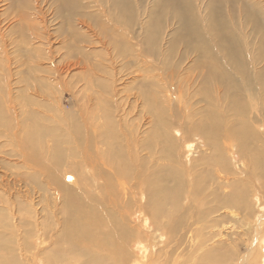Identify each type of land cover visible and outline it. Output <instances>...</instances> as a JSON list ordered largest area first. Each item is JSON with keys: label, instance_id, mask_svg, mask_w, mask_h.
I'll return each mask as SVG.
<instances>
[{"label": "bare ground", "instance_id": "bare-ground-1", "mask_svg": "<svg viewBox=\"0 0 264 264\" xmlns=\"http://www.w3.org/2000/svg\"><path fill=\"white\" fill-rule=\"evenodd\" d=\"M245 1L246 4L243 6L244 23L252 22L253 32L259 38L256 53L249 51L243 37L236 29H233L235 23L225 16V4L234 5L235 0H207L203 4L202 12L201 5L195 9L192 0H151L142 13H139V7L144 4V0H135V3L131 0H113V6L117 10L118 22L127 26L139 23L141 42L150 56H159L162 53L154 47L155 42L159 39L158 31H160L161 24L171 23L175 25L174 30L168 33L170 48L167 49V52L169 51L174 55L177 44L181 43L183 45V52L179 58L183 60V63L185 60V63L180 73L183 76L179 78V75L177 76V83L179 84L177 87L179 89L182 87L183 91L188 89L190 87L189 81L193 79L192 71H195L193 69L197 70V67H200L203 73V79H201L203 82L201 83L202 86L194 93L198 92V95L206 101H204L206 105L213 106V108L210 106L211 108L203 113V119L198 120V122H191L189 130L202 135L205 140L203 142H205L207 148L211 149V152L203 153L201 150L199 153L198 160L206 165L201 169L196 166L188 169L185 160L181 165L183 169L181 167H169L161 173L155 165L157 170L152 168L153 160L156 159L158 153L163 151L164 148L172 149L175 139L167 132L168 126L173 123L170 119L164 118L165 112L163 113V111L166 110L159 109L156 96L147 89L142 94L143 97H140L142 103L146 105L140 118L143 120V125L148 124L149 126L150 117H153V125L149 128V134L143 138L142 144H138L135 139H137L136 135L143 125H138V122L131 123L129 125L132 127L126 126L128 132L126 134L122 133L121 128L126 125V121L121 119L117 125L112 121V118L116 115L115 113L112 114L113 112L111 113L110 109L108 111L106 109V113L102 117L103 127L100 133L95 134L94 137L82 135L80 132H77L74 136H63V133H58L49 128L50 131L48 128H44L45 126L41 127L31 118L33 122L30 125L26 124L27 129L24 133L21 132L22 135L19 133L21 136L19 135L18 142L23 152H16V154L20 157L23 155V157L21 160L18 159L17 165L21 164L23 166L25 160H28L31 163L36 162L41 169L46 171L47 181L44 180V190L46 189L48 196L44 199L46 201L51 199L53 203L50 215H45L47 219L51 218L52 221L53 208L55 202H58L59 191L60 196L65 193V199L59 207L61 217L53 236L49 238V230L39 232L40 244L49 239L47 243L50 244V248L35 251L29 257L28 262L29 260L30 262L28 264L130 263L131 259H128L126 250L131 245L133 228L129 224H125L126 220L121 221V216L117 214L119 211L115 210L114 207L127 206L126 200L128 199H125V197L128 193L131 194L135 191L141 198V208L144 209V216H146L145 224L150 226L153 223L155 226L151 228L155 233L154 238L157 239L156 243L152 242L156 245V249L152 251L153 246L151 244L149 246L144 245V241H142L143 247L142 245L140 247L141 254L147 251L144 255L147 258H142L147 263L150 255L151 258L154 255V257H162L164 264H173L174 261H176L175 264H264V252L260 250L261 243H264V225L262 227L264 209L258 210L259 213H253L249 203V197L255 195L258 198L257 209H260L261 205L264 206V201H261L264 195L260 193L264 192L262 191V189L264 190V141L262 145L258 146L252 143V140L261 142L264 138H261V134L258 135L259 128L257 132L250 128L246 117L248 107L245 105L246 100L256 99L254 98V95H256L259 100V109L258 107L255 108L259 110L256 120L262 119V114H264V77H261V69L255 70V75L250 76L248 67L254 55H262L264 50L263 19L258 13L261 11L262 6L264 7V0ZM76 2L77 0H64L62 4H65L72 13L76 8ZM21 3L23 6L27 5L25 0H22ZM141 15L144 16L141 17ZM145 58H149V56ZM169 61L170 59L163 63L162 67L170 70L171 74L174 75L176 66ZM104 88L107 87L104 86ZM185 97L187 96L185 95ZM219 102L223 103L222 106L225 107L223 109L227 110L228 113L230 112L231 116L229 118L232 117V113L236 114L235 117L237 115H242V117L236 123L228 124L225 112L219 111ZM119 108L122 111L121 114L127 109L125 105H121ZM128 111L131 112V108ZM149 112L150 117L147 114ZM135 119L137 118L135 117ZM9 123V119L7 120L2 113L0 104V129L7 128ZM71 126L74 131H77L76 126L78 125ZM45 133L53 135L54 147L51 155L50 153L46 154L49 159L43 163L44 150L41 140ZM64 138L66 141L78 140L77 144L79 143L80 147H83H81L83 150L79 149L78 151L82 155L83 163L89 168L95 169L97 166L95 163L97 162L94 161L110 167V174L105 172V176H101L95 182V187L97 186L99 191L102 188L109 190L101 191L100 198L91 195L85 197L84 193L79 194L81 184L91 188L90 177L96 179L94 173L88 167H86L88 174L85 175L81 173L79 164L74 165L71 170L65 172L56 170L61 164L62 149L59 144ZM221 138H227V150L229 152L235 148L231 154L235 155L234 152H236L237 157H246V160L244 158L243 161L240 159L242 161L241 167L245 172L247 167L252 166V170L256 172L255 175H252L255 181L252 183L249 179V183L247 181L243 184L233 182L230 185V192L223 190L222 193H217L216 190L220 186H215L209 192L207 190L209 186L206 182L212 178L214 168L213 170L210 169L213 166H217L215 168L217 171L227 168L226 162L230 160L225 155L226 149L220 143ZM155 141L160 143L159 148L156 146ZM98 143L101 146L98 147ZM135 148L138 152L146 150L145 154L149 155L150 162L145 161L144 158H137ZM156 148L157 151H155ZM174 151L168 155V158L173 162L175 161ZM253 151L258 153L255 155L256 157L252 154ZM69 153L73 154L71 150ZM191 160H189V163H192ZM16 161L13 166H15ZM13 173L18 179L9 181L6 177L0 176V264H18L17 259L23 258L20 256L21 253L15 251L16 248L22 250L27 247L25 252L30 248L32 249L30 242H27L25 237L36 241V237L31 233L32 231L16 232L15 234V231H17L14 229L15 221L11 219V216H14V210L11 207L9 209L8 196L13 195L15 200L16 195H20L22 187L28 186V182L23 174L18 173V169L13 170ZM247 173L245 176H248ZM31 176L29 180L33 186L27 188L22 199L24 200V197L28 195V198L33 199L29 200L30 205L34 203L40 205V201L36 200L37 197H34L33 193V188L37 183L36 178L34 175ZM65 177L70 179V185L76 187L72 188L66 185ZM225 178V176H220L222 181ZM124 181L130 184L127 183L129 185L128 190ZM113 196L115 198H112ZM43 207L44 205H40L41 210ZM223 208L225 210L219 212ZM20 209H24V204L21 205ZM36 210L34 209V211ZM238 210L244 211V214L237 213ZM217 212L219 214L213 215ZM255 213L258 214L256 219ZM228 219H230L229 223H226ZM17 221V223H21L23 220L19 219ZM26 225L28 224L26 223ZM39 226H41L40 223ZM258 239L261 240L260 244H256ZM161 241H164L163 244L158 246ZM164 244L165 247H163ZM242 245L244 251H241ZM7 246L10 249H7ZM33 250H31L32 253ZM129 253L131 254V252ZM167 261L171 263H167ZM138 264L141 263L138 261Z\"/></svg>", "mask_w": 264, "mask_h": 264}, {"label": "rangeland", "instance_id": "rangeland-1", "mask_svg": "<svg viewBox=\"0 0 264 264\" xmlns=\"http://www.w3.org/2000/svg\"><path fill=\"white\" fill-rule=\"evenodd\" d=\"M21 1L22 0H0V104L2 113L10 122L7 128L0 129V176H4L9 181H13L18 179L15 177L13 170L18 169V173L20 175L23 174L28 182V186L22 187L20 195H16L15 200L13 195L8 196L9 209L11 207L14 210V216H11V219L15 221L14 229L17 230L15 234L16 232L19 233L23 231V233H25V231H32L31 233L36 237V241L25 237L27 242H30V246H32V249L30 246L29 248L31 250L34 249L33 253L30 249L25 252L27 247L22 250H20V248H16L17 250H15L21 253L20 256L23 258L17 259V261H19L18 264H28L30 262V260L28 262L29 257L33 255L35 251H39L40 249L47 250L50 248V244L47 243L49 239L46 240L45 243L40 244L39 232L41 230H49V238L53 236L55 230H57L58 220L61 217L59 207L63 199H65V193L60 196L61 193L59 191L57 197L58 202H55L53 208L55 216L53 215L52 221L51 218L47 219L45 215H50L49 213L53 203L51 199L48 201L45 200V197L48 196L46 189L44 190V180L47 181L46 171L41 169L36 162L31 163L28 160H25L23 166H21V164L17 165L18 159L21 160L23 157V155L20 157L16 154V152H23L18 140L27 129V125L33 122L31 118L41 127L45 126L44 128H48V130L53 129L58 133H63V136H74L77 132H80L82 135L94 137L95 134L100 133L103 127L102 117L105 115L106 109L107 111L110 109L109 111L116 115L112 118L113 122L118 125L121 119L126 121V125H123L121 128L122 133L124 132L126 134L128 132L126 128L127 125L132 127L129 124L137 122L138 125H143V120L140 118V115L144 113L146 105L142 103L143 101L140 97H143L142 94L146 89L150 90L158 100L157 105L160 107L159 109L167 111H163V113L165 112L164 118L170 119L173 123L168 126L167 132L175 139L174 147L172 149L164 148L163 151L158 153L156 159L153 160L152 168L157 170V168H155L156 166L161 173H163L165 169L169 167H181L183 169L181 165L184 160L188 169L193 168V166L200 169L206 166L205 163L198 160L199 153L201 150L203 153H210L211 149L207 148L205 142H203L205 140L202 135L190 131L189 126H191V122L194 123L203 119V113L209 108H213V106L210 105V107L206 105V101L198 95V92L194 93L195 90H198L199 87L202 86L201 83L203 82L201 80L203 79V73L200 67H197V70L193 69L195 71H192L193 79L190 78V87H188V89L183 91L182 87L180 89L177 87V85H179L177 83V76L179 75L178 78L183 76V74L180 73L182 72L185 60L183 63V60L179 58L183 52V45L181 43L177 44L174 55L169 51L167 52V49L170 48L168 33L174 30L175 25L171 23L167 25L164 23L163 25L161 24L160 31H158L159 39L155 42L154 47L162 53L159 56H150L144 44L141 42V27L139 23L127 26L118 22L117 10L113 6V0H77L76 8L72 13L65 4H62L64 0H25L27 3L26 6H23ZM131 1L135 3V0ZM206 1L207 0H192V3L195 9L201 5L202 12L203 4ZM150 2L151 0H144V4L139 7V13H142ZM245 4V0H235L234 5L226 3L224 6V13L229 20L235 23L233 24V29H236L243 37L248 45L249 51L256 53L259 38L256 33L253 32L252 22L244 23L243 6H245ZM263 12L264 7L262 6L261 11L258 13L261 19H263L262 24L264 27ZM143 16L144 15H141V17ZM148 56L149 58H145ZM168 59H170L169 62H172L171 64L176 66V73H174V75L171 74L170 70L162 67L163 63H166ZM258 69H261V77L263 78L264 50L262 55L255 54L254 58L249 62V75L254 76L255 70ZM104 86L107 88H104ZM183 92H185V94H183ZM250 92L252 93L251 90ZM185 95L187 97H185ZM254 98L256 99L246 100L245 105L248 107L246 117L250 128L256 132L259 128V132L257 133L258 135H262L261 138H264V114H262L261 120H256L259 110L255 108L258 107L259 109V100L256 95H254ZM121 105L127 107L123 114H121L122 111L119 108ZM222 105L223 103L219 102V111L225 112L226 119L228 118V124L236 123L238 119L242 117V115H237L235 117L236 114L232 113V117L234 118H229V116H231L230 112L228 113L227 110L223 109L225 107ZM129 108H131V112L128 111ZM147 114L150 117V112ZM135 117L137 119H135ZM150 119V125H143L136 135L137 139L135 140L138 144H142L143 138L149 134V128L153 125V117H150ZM67 123L70 127L67 126ZM71 125H78L76 126L77 131H74ZM16 136H18L17 139ZM221 139L220 143L223 145L224 149H226L225 155L230 160L226 162L227 168L222 167L223 169L217 171L215 170L217 166H213L212 169H210L213 170L214 168L212 178L206 182L207 186H209L207 190L210 192L215 186H220L218 190H216L217 193H222L223 190L230 192V185L233 182H240L243 184V182H247L250 179L253 183L255 179L252 175L256 174V172L252 170L253 167L249 166L246 168L248 171L245 170V172H248V176H245L246 173L243 167H241L243 158L246 160V157H237L236 152H234L235 155L231 154L235 148L229 152V150H227V138ZM64 140L65 138L61 140L59 144L62 149L63 159L61 158L60 167L56 170L65 172L71 170L74 165L76 166L79 164L81 173L84 175L88 174L86 168L88 166L83 163L82 155L80 151H78L79 149L83 150V147L81 146V148L79 143L77 144L78 140ZM41 141L44 150L42 161L45 163L44 161L49 159L47 155L49 153L51 155L53 151V135L51 136V134L45 133ZM263 141L264 139L261 142L252 140V143L258 146L262 145ZM155 144L158 148L160 147V143L157 141H155ZM77 145L79 147H76ZM97 146L99 147L101 145L98 143ZM50 150L51 152H49ZM70 150L73 154L69 153ZM155 151H157V148ZM173 151L175 152V155L173 154V157L175 156L174 162L168 158V155ZM140 152L136 149L137 158H144L145 161L148 160L150 162V158L148 159L149 155L145 154L146 150ZM252 154L255 156L258 153H254L253 151ZM190 159H192V163H189ZM15 161V166H13ZM94 162H97L95 163L97 164L95 169L88 168L94 173L96 179L90 177V183H92L91 188L81 184L79 194L84 193L85 197L91 195L100 198L99 195H101V191L109 190L102 188L99 191L97 186L95 187V182L97 179L99 180L101 176H105V172L110 174L111 170L107 165H103L98 161ZM62 168L63 170H61ZM30 174L34 175L36 178L37 183H35L33 193L34 197H37V199H35L40 201V205H44L42 208L44 212L41 210L40 205H35L36 203L33 205L29 204V200L31 201L33 199L28 198V195L24 197V200L22 199L27 188L29 189L33 186L30 184L29 177H32ZM220 176L226 177L224 181L220 179ZM238 177L239 179H237ZM64 180L65 184L69 185V187H76L70 185V179L67 177H65ZM125 182L126 181H124V183ZM127 183L128 182L125 184ZM128 184L125 185L127 190L130 185ZM251 190L253 191L252 188ZM262 191L264 190L262 189ZM260 193L264 195V192ZM128 195L125 197V199H128L126 200L127 206L122 207L119 205V208L116 206L114 207L115 210L119 211L117 214L121 216V221L126 220L125 224H129L133 228L131 245L128 246L126 250L128 259H131V262L128 264H138V261L141 264H153L155 262V264H164V259L162 257H154V255L152 258L150 255L148 263L143 260L147 258L144 256L147 251L141 254L142 250L140 251V247L143 243L142 241H144V245L146 244L149 246V244H151L153 246L152 251L156 249L154 243H156L157 239L154 238L155 233L151 228L154 224L151 222L152 224L148 226L144 222L146 216H144V209L141 208L140 195L136 191L131 194L128 193ZM256 197L255 195L249 197V203L253 213H259L258 210L261 211V209H264L263 205H261L260 209H257L258 198ZM40 198L41 200H39ZM112 198L115 197L113 196ZM262 198L261 201H264V196ZM22 204H24V209H20ZM46 205L48 206L45 208ZM34 209L37 210L34 211ZM46 210L48 211L46 212ZM224 210L225 208L219 210V212ZM219 212L213 215H217ZM238 212H240L239 214H244V211L238 210L237 213ZM257 215L258 214L255 213V219ZM18 218L23 221L17 223V220H19ZM229 220L230 219H228L226 223H229ZM26 223L28 225H26ZM39 223L41 226H39ZM12 225L14 224L12 223ZM263 225L264 222L262 227ZM243 227L245 228L244 223ZM163 242L164 241L159 242L158 246L162 245ZM260 243L261 240L258 239L256 244ZM40 246H42V248H40ZM260 246V250L264 252V243L262 242ZM163 247H165V244ZM7 249L10 248L7 246ZM241 249V251H244L243 245ZM129 252H131V254ZM39 262L41 263V261ZM167 263L171 262L167 261ZM175 263L176 261L173 262V264ZM71 264L75 263L72 262Z\"/></svg>", "mask_w": 264, "mask_h": 264}]
</instances>
